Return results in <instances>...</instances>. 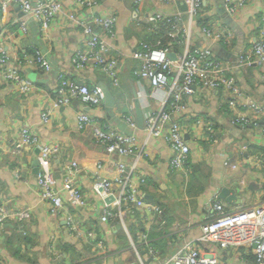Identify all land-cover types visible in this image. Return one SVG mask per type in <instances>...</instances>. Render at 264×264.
I'll list each match as a JSON object with an SVG mask.
<instances>
[{
    "label": "crops",
    "instance_id": "1",
    "mask_svg": "<svg viewBox=\"0 0 264 264\" xmlns=\"http://www.w3.org/2000/svg\"><path fill=\"white\" fill-rule=\"evenodd\" d=\"M62 1L66 7L75 6L74 0ZM209 4L212 8L210 13L216 15V23L209 22V25L215 24L214 28L217 22L227 25L216 11L215 0L207 2V6ZM182 7L183 4L177 0L164 6L157 0H96L90 7L98 12L113 10L118 16L113 51L118 58L120 84L124 83V90H131V97L124 98L125 103L121 99H115L113 103L104 99L99 107H91L74 99L70 104L54 106L55 86L47 73L22 65L18 67L23 78L21 83L31 86L23 90L19 83L5 74L0 63V205L11 209L24 208L31 214L29 219L11 217L4 223L0 234V264H138L140 261L135 248L146 264H158L188 240H197L208 200L225 201L230 211L264 202V120L261 119V125L256 127L233 124L231 111L223 103L225 94L222 90L194 86L193 92L184 96V108L177 115L191 148L187 172L170 170L168 145L162 138L148 136L146 129L138 126L134 92L140 98L146 118L147 114L160 107L164 91L152 90L139 78L135 81L133 75L138 60L134 54L141 40L158 43L164 39L168 44L173 40L166 29L153 30L155 26L146 24L143 19L161 8L168 13L180 12L182 26L188 21V14ZM263 9L264 0H249L233 16L244 35L243 46L254 38ZM8 18L10 22L0 19V53L8 56L7 67L21 56V47L27 49L36 44L48 52L55 69L63 68L71 77L91 87H103L112 98V87L115 86L105 72L98 69L75 70L72 53L79 45L81 33L74 24L62 21L40 37L31 22L28 24L32 32L27 37L21 38L17 32L10 39L8 34L12 22H29L30 19L14 4L8 9ZM235 35L233 48L237 42L236 32ZM176 39L171 49L178 53L185 42L184 34L181 32ZM212 42L216 41L208 39L199 21L194 20L192 43L210 46ZM235 71L242 90L264 106L263 67L256 63L237 67ZM45 110H50L46 121L42 115ZM81 111L91 115V122L84 129L79 128L77 121V114ZM128 117L136 122V127L129 125ZM99 121H110L120 131L135 135L141 153L138 173L144 178L141 192L146 198L148 196V200L161 205V214L145 204L126 214V228L120 227L118 219L102 221L107 201L106 196L95 191L93 174L98 160L102 159L101 174L108 179L114 178L117 156L112 161L94 137L93 128ZM23 128H30L39 135V140L19 149L16 144ZM44 143L61 146V153L53 156L51 165L57 187L64 192V208L58 213H53L49 202L42 200L40 195L38 175L43 168L39 145ZM226 158L237 162L238 167L231 169L225 166ZM71 159L77 161L76 168L70 166ZM66 175L80 186L86 200L84 205H71L70 195L63 188ZM224 186L236 192L238 199L235 202L219 196ZM89 230L97 238L104 239V247H99L97 241L87 236ZM144 235L146 240L143 241ZM51 240H54L52 252L49 249L53 246L50 245ZM204 252L235 264L239 260L234 255L235 251L216 250L212 245L202 246ZM238 252L248 260L255 258L253 248L239 247ZM152 255H157V258L152 260Z\"/></svg>",
    "mask_w": 264,
    "mask_h": 264
},
{
    "label": "built area",
    "instance_id": "2",
    "mask_svg": "<svg viewBox=\"0 0 264 264\" xmlns=\"http://www.w3.org/2000/svg\"><path fill=\"white\" fill-rule=\"evenodd\" d=\"M174 0H157L161 5H168ZM210 0H186L188 10V21L181 26V13H168L164 9H155L144 17L146 24L161 28L162 20L175 18L171 24L168 35L173 38L171 44L177 41L176 37L180 31L184 32L185 42L182 49L177 53V59L172 61L168 52L171 51L170 44L151 40H141L134 57L139 62L135 73L139 78L148 82L152 90L164 91L160 107L147 114L144 127L148 136L162 138L170 149L169 169L188 170L190 145L185 138L183 125L177 114L184 108L183 94H191L194 86L206 89L222 90L225 94L223 103L230 109V120L232 123L242 125L253 124L255 127L261 125L264 117V106L258 104L254 98L247 95L241 88L235 69L241 66H250L259 63L264 69V9L259 14L255 36L244 45L238 55V63L234 66L231 62L223 60L213 53L209 46H199L192 43V23L195 18H209L208 22L200 21V25L206 37L212 41L220 42L228 49L235 46V32L225 24L216 23ZM249 0H225L226 8L234 16ZM96 0H74L75 6L66 7L62 0H0V19L10 22L8 9L11 4L18 6L30 21L14 20L10 27L9 38H14L19 32L21 38L27 37L31 32L28 23H34L39 36L44 37L53 25L62 21L74 24L80 35V43L72 53V61L77 71L98 69L105 72L113 85L118 86L120 82V70L118 58L113 51L115 38V26L117 16L113 10L105 13H96L91 9ZM10 25L7 23V26ZM99 28V31L96 29ZM1 31V29H0ZM22 46V45H21ZM19 55L14 64L7 67L8 56L0 53V63L4 66L8 77L26 90L29 85H23V78L18 67L22 65L33 70L47 73L54 84L56 97L54 106L61 103L70 104L74 99L83 103L99 107L105 99V92L101 86H89L82 80L73 78L62 69H55L48 52L39 45L31 44L29 48L21 47ZM50 110L42 112L46 121ZM93 119V118H92ZM131 127H136L132 118H126ZM79 128L84 129L91 122V115L81 111L77 114ZM93 135L103 146L106 154L115 160L116 174L114 178L103 177L102 159L98 160L94 175V189L99 194L113 200L106 202L102 211V221L109 222L118 219L122 227L126 228L125 217L134 208L149 205L155 212L161 213V206L142 194L144 182L143 174L138 173V160L141 156L139 145L134 134L122 132L110 121L98 122L94 125ZM264 135V122L262 124ZM38 134L30 128L20 130L16 147L19 149L25 145L36 144L39 140ZM42 171L38 175V185L42 200L49 202L53 213H58L64 208V192L57 187V180L51 169L53 156L61 153L58 143H44L39 145ZM130 158L126 160L124 158ZM224 165L231 169L238 167L237 162L229 161L227 158ZM70 166L76 168L77 161L70 160ZM63 188L70 195V203L73 206L84 205L86 200L80 186L74 183L68 175L64 177ZM29 219L31 214L24 208L11 209L6 205H0V234L4 223L9 218ZM93 229V228H92ZM87 236L97 241L99 247H104V239L97 238L96 234L89 230ZM146 240L144 235L143 241ZM131 242L134 244L133 240ZM49 247L53 251L54 240ZM212 245L216 250L235 251L234 255L239 257L236 264H264V202H260L241 209L228 210V203L222 200H208L204 206L203 217L200 220V235L197 240H188L172 256L161 260L158 264H235L224 260L219 256L202 253V246ZM239 247L253 248L255 258L248 260L239 256ZM139 259L138 264H146L139 251L135 248ZM157 255H152V260ZM153 264V263H149Z\"/></svg>",
    "mask_w": 264,
    "mask_h": 264
},
{
    "label": "water",
    "instance_id": "3",
    "mask_svg": "<svg viewBox=\"0 0 264 264\" xmlns=\"http://www.w3.org/2000/svg\"><path fill=\"white\" fill-rule=\"evenodd\" d=\"M186 0H177V2L181 5L183 4L182 10H187V3ZM216 2V11L221 16V18L224 20V22L237 33V42L236 47L233 50H227L225 47L222 46L219 42H212L209 46V49L215 53L218 57L223 58L225 60H228L230 62H233L235 64L238 63V55L240 50L242 49L243 42H244V35L240 27L238 26V23L233 19V16L229 13V11L226 8V2L225 0H215ZM98 30V29H97ZM96 30V31H97ZM168 56L172 61H175L177 59V53L174 51L168 52ZM105 99L107 102L113 103V99L111 98L109 92H105ZM135 96V112L137 116L138 126L140 128H143L144 126V114L141 108V101L137 93L134 92ZM107 104V103H106ZM108 109H110L109 105L107 104ZM40 171V170H39ZM219 196L223 198L224 200L228 202H235L238 198L236 192L232 190L229 187H222L219 192ZM113 200V196L110 198H106L107 202H110ZM121 227V224H119ZM137 264V263H133Z\"/></svg>",
    "mask_w": 264,
    "mask_h": 264
},
{
    "label": "rangeland",
    "instance_id": "4",
    "mask_svg": "<svg viewBox=\"0 0 264 264\" xmlns=\"http://www.w3.org/2000/svg\"><path fill=\"white\" fill-rule=\"evenodd\" d=\"M70 6H72V5H70ZM94 12H96V13H99L98 11H94ZM100 13H105V12H100ZM116 14V13H115ZM116 16H117V14H116ZM117 19H118V16H117ZM79 43H80V41H79ZM139 67V63L137 62V65H135V69H134V75H133V77L135 78V81H137V79L139 78L138 76H137V74L135 73V71H136V69ZM139 79H141V78H139ZM142 80V79H141ZM144 81V80H143ZM146 82V81H145ZM148 83V82H147ZM123 85H124V83L122 82L121 84H119V86H115V87H112V90H113V92H114V95H112V99L113 100H115V99H121V101H124V103H125V99L124 98H130L131 97V90H130V88H129V90L127 89V90H124L123 89ZM184 96H185V94H183V96H182V99L184 98ZM115 97V98H114ZM127 103V102H126ZM94 132V131H93ZM72 160V159H71ZM183 172H187V170H184ZM69 178H72V177H70L69 176ZM125 221H127V219H126V217H125Z\"/></svg>",
    "mask_w": 264,
    "mask_h": 264
},
{
    "label": "trees",
    "instance_id": "5",
    "mask_svg": "<svg viewBox=\"0 0 264 264\" xmlns=\"http://www.w3.org/2000/svg\"><path fill=\"white\" fill-rule=\"evenodd\" d=\"M175 20H176L175 18H172L170 20H167V19L162 20L161 29H166V31H169L171 29V27H172L171 24L173 22H175ZM208 20H209V18H202V19L199 18V21H203V22H206V23L208 22ZM181 32L183 33V31H180L179 34H181ZM163 41L165 42L164 39H163Z\"/></svg>",
    "mask_w": 264,
    "mask_h": 264
},
{
    "label": "clouds",
    "instance_id": "6",
    "mask_svg": "<svg viewBox=\"0 0 264 264\" xmlns=\"http://www.w3.org/2000/svg\"><path fill=\"white\" fill-rule=\"evenodd\" d=\"M187 10H188V7H187ZM187 10L185 11L186 13H187ZM198 20L199 21V18H195L194 20ZM193 20V21H194ZM199 24H200V21H199ZM228 26V25H227ZM229 27V26H228ZM230 28V27H229ZM98 29V30H97ZM96 30L97 31H99V28H97ZM231 29V28H230ZM183 34H184V32H183ZM162 43H164V42H162ZM220 43V42H219ZM221 44V43H220ZM222 46H224V45H222ZM170 47H171V44H170ZM243 47V46H242ZM227 49V48H226ZM234 49V48H233ZM227 50H229V49H227ZM171 51H172V49H171ZM241 51V50H240ZM175 52V51H174ZM240 53V52H239ZM223 59V58H222ZM223 60H225V59H223ZM228 61V60H227ZM230 62V61H229ZM119 84H120V82H119ZM115 86V85H114ZM119 86V85H118ZM103 88V87H102ZM103 90H104V88H103ZM104 92H105V90H104ZM106 97V96H105ZM104 102V101H103ZM92 107V106H91ZM232 122V121H231ZM144 123H145V120H144ZM233 124H235V123H233ZM236 124H239V123H236ZM240 125H242V124H240ZM246 125H248V124H246ZM251 125H253V124H251ZM254 126V125H253ZM255 127V126H254ZM143 128H145L144 126H143ZM188 142V141H187ZM189 143V142H188ZM190 152H191V150H190ZM190 156V155H189ZM188 166H189V163H188ZM189 169H190V167H189ZM41 171H42V169H41ZM40 171V172H41ZM188 171V170H187ZM106 199V198H105ZM159 204V203H158ZM160 205V204H159ZM161 206V205H160ZM161 209H162V207H161ZM157 213V212H156ZM162 213V212H161ZM161 213H159V214H161ZM122 226V225H121ZM125 228V227H124Z\"/></svg>",
    "mask_w": 264,
    "mask_h": 264
}]
</instances>
